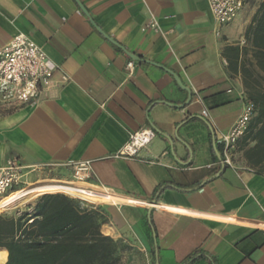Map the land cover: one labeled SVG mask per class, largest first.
Returning <instances> with one entry per match:
<instances>
[{"label":"crops","instance_id":"crops-1","mask_svg":"<svg viewBox=\"0 0 264 264\" xmlns=\"http://www.w3.org/2000/svg\"><path fill=\"white\" fill-rule=\"evenodd\" d=\"M78 1L88 16L76 0H0V50L26 35L60 69L37 103L0 108V168L15 158L40 169L26 177L36 184L19 193L23 202L56 191L77 195L84 185L48 180L71 181L69 165L93 161L107 193L97 201L110 206L103 236L139 238L154 264H184L195 254L194 264H264L262 107L232 167L221 163V147L200 119L216 139L233 129L253 93L264 96L246 41L264 0H250L219 36L208 0ZM151 15L159 31L143 32ZM161 67L191 91L190 104ZM144 128L156 138L137 159L112 158Z\"/></svg>","mask_w":264,"mask_h":264},{"label":"built area","instance_id":"built-area-1","mask_svg":"<svg viewBox=\"0 0 264 264\" xmlns=\"http://www.w3.org/2000/svg\"><path fill=\"white\" fill-rule=\"evenodd\" d=\"M250 0H208L210 14L218 26L217 35L220 29L234 23L243 12ZM159 31L158 20L151 15L147 25L142 28L143 32ZM133 62L127 64L132 69ZM59 66L54 63L48 55L28 36L17 35L9 44L0 50V108L4 111H16L26 105L37 103L41 97L55 85V75L59 73ZM69 78L62 75L61 83H67ZM198 101L202 99L197 95ZM256 114V105L248 101L242 115L235 123L233 129L227 134H220L216 137V145L221 147V158L224 166L234 165V156L239 148V142L246 136L249 126ZM202 116L209 117L205 109ZM156 132L151 128H144L129 136L126 145L112 158L114 159H137L142 150L148 148L154 139ZM71 166L72 180L59 181L48 180V182H62L64 185H84L83 188H76L77 195L71 196L61 191L54 193L66 194L69 197L80 200L88 205H102L97 197L103 196L104 189L99 187L93 161H81ZM49 166L46 168H53ZM35 167H23L15 159H9L4 167L0 168V214L15 211L20 214L24 203L13 205L17 195L29 189L34 184H29L26 177L38 171ZM86 186V187H85ZM42 193L36 196H42ZM30 201V200H29ZM26 201V202H29Z\"/></svg>","mask_w":264,"mask_h":264},{"label":"trees","instance_id":"trees-1","mask_svg":"<svg viewBox=\"0 0 264 264\" xmlns=\"http://www.w3.org/2000/svg\"><path fill=\"white\" fill-rule=\"evenodd\" d=\"M246 41L264 81V1L246 32ZM242 74L253 77L251 69L244 67ZM250 100L256 109L261 105L260 117H264V96L253 93ZM67 195L45 194L20 214L0 215V264L6 256L5 264L112 262L117 243L101 233L108 220L101 218L93 207ZM196 257L197 254L189 257L184 264H194Z\"/></svg>","mask_w":264,"mask_h":264},{"label":"rangeland","instance_id":"rangeland-1","mask_svg":"<svg viewBox=\"0 0 264 264\" xmlns=\"http://www.w3.org/2000/svg\"><path fill=\"white\" fill-rule=\"evenodd\" d=\"M57 194H61V193H57ZM17 196L18 197L16 198L13 205L23 203L24 201V198L21 195L18 194ZM38 197L39 196H35L29 202H25L24 206H22L20 209L22 210L25 209L28 205L34 203ZM89 206L93 207L92 210L97 211L101 218L107 219L108 223L110 222L111 215L110 212L108 211L110 206H106V205H98V206L89 205ZM15 213H16L15 211H10L7 213H3V215L12 216ZM114 241L117 243V251L110 264H154L153 256L149 252L145 251L144 244L139 238H134L132 236L131 238L128 237L124 240L119 239ZM6 261H7V256L5 261L2 262L1 264H5Z\"/></svg>","mask_w":264,"mask_h":264},{"label":"water","instance_id":"water-1","mask_svg":"<svg viewBox=\"0 0 264 264\" xmlns=\"http://www.w3.org/2000/svg\"><path fill=\"white\" fill-rule=\"evenodd\" d=\"M77 2H78V4H79V6H80V8L82 9V11L88 16V13H87V11L83 8V6L79 3V1L78 0H76ZM92 24L94 25V27L97 29V31L101 34V35H103L112 45H114V46H116V47H118V48H122L121 46H119V44L118 43H116L115 41H113L112 39H110L107 35H105L96 25H95V23L92 21ZM127 54V56L132 60V61H136V62H140L141 61V59L139 58V57H137V56H135V55H133V54H130V53H126ZM157 66V65H156ZM162 69H164L166 72H168L169 74H171L173 77H174V79L176 80V82L178 83V85H179V87L183 90V91H185L186 93H187V95H188V100H187V102H186V104L185 105H188V104H190L191 103V101H192V93H191V91L188 89V88H186L184 85H183V83H182V81H181V79L179 78V76H177L175 73H173V72H171V71H169V70H167V69H165L164 67H161ZM165 104H168V105H170V106H172V107H176L175 105H172V104H169V103H165ZM179 107V106H178ZM200 118V117H199ZM206 125H207V127L209 128V130H210V133L213 135V141H214V143L216 144V139H215V136H214V131H213V129L211 128V126H209L208 125V123H206V121L204 120V119H202V118H200ZM219 160L221 161V163H222V160H221V158H220V156H219ZM224 168V167H223ZM155 204V203H154ZM154 240L156 241V237L154 236Z\"/></svg>","mask_w":264,"mask_h":264}]
</instances>
